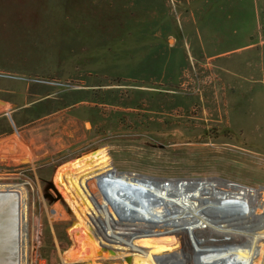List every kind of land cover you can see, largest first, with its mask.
<instances>
[{"label":"rangeland","instance_id":"1","mask_svg":"<svg viewBox=\"0 0 264 264\" xmlns=\"http://www.w3.org/2000/svg\"><path fill=\"white\" fill-rule=\"evenodd\" d=\"M134 2L0 0V87L55 92L22 108L21 92L0 102V185L27 195L26 264L123 263L105 256L102 236L122 232L125 218L97 192V166L141 183L216 176L264 186V44L215 57L236 38L199 44L172 0L136 22ZM185 38H195L190 49ZM10 202L0 197V264L16 249Z\"/></svg>","mask_w":264,"mask_h":264},{"label":"bare ground","instance_id":"2","mask_svg":"<svg viewBox=\"0 0 264 264\" xmlns=\"http://www.w3.org/2000/svg\"><path fill=\"white\" fill-rule=\"evenodd\" d=\"M114 171L97 166L94 177L99 195H111L125 218L122 232L102 236L111 252L106 257L121 258L122 264H264V186L216 176L166 183L142 177L141 183ZM0 197L10 199L17 225L11 264H26V192L0 185ZM180 233L194 254L179 241Z\"/></svg>","mask_w":264,"mask_h":264},{"label":"crops","instance_id":"3","mask_svg":"<svg viewBox=\"0 0 264 264\" xmlns=\"http://www.w3.org/2000/svg\"><path fill=\"white\" fill-rule=\"evenodd\" d=\"M175 3L176 8L180 11L179 13L184 17L187 25L192 28H197L195 31V38L198 39V43L202 44V37L208 39V43L214 42L216 40H222L227 42V38H236L234 43H236L237 47H231L227 49V51L216 53L214 52L213 56L220 57L225 54H229L231 52H241L244 50H252L255 46H262L264 44V39L261 37V30L264 21V14L262 6L260 5L259 0H172ZM161 0H135L134 7L137 9V14L140 13V18L136 16V22L139 20H144L147 23L153 18L157 17L158 10L160 9ZM148 10V16L145 10ZM151 9V10H150ZM157 9V13H155ZM151 11V15L149 14ZM155 13V15H154ZM161 17V15H158ZM164 17V16H163ZM202 29V33L200 31ZM154 33L155 40L162 39V35L156 30ZM164 36L167 40L172 41L173 44H177L179 47H182V41L179 38L175 37L170 33H165ZM164 38V37H163ZM171 38V39H170ZM195 38L184 40L188 49H190L189 45L194 43ZM261 38L262 40L257 41L256 39ZM264 46V45H263ZM201 49L202 47L199 46ZM192 51V54L194 52ZM176 52V48H175ZM171 57V56H169ZM167 57V62L170 59ZM186 55L182 59H179L174 55L172 58H176L178 63L185 60ZM187 59V58H186ZM249 65V62H247ZM166 65V64H165ZM246 63H243V66ZM259 73L264 72V69L261 67L258 69ZM235 74V75H234ZM234 75L238 76V72L229 73L225 75V77L229 80V76ZM262 80V79H261ZM263 83V80H262ZM253 85H251L252 87ZM30 86L21 87H11L10 91L4 90L3 87H0V102L5 101H13L16 97H20V92L23 95L24 104L17 106L18 108H22L25 106H31L42 102L44 100H48L51 98L54 91L42 93L38 92L41 89L34 88V93H31L29 88ZM241 87H244V81L241 78ZM9 88V87H8ZM35 95L34 99L27 100L28 96ZM8 97V98H7ZM32 98V97H31ZM3 100V101H2ZM6 102H3L5 105ZM9 103V102H8ZM37 106V105H36ZM63 176L60 173L57 175L56 180H61ZM67 181H64L63 184H66ZM70 183V180H69Z\"/></svg>","mask_w":264,"mask_h":264}]
</instances>
